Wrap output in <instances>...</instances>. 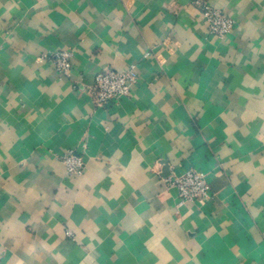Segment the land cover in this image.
Here are the masks:
<instances>
[{
    "label": "crops",
    "instance_id": "crops-1",
    "mask_svg": "<svg viewBox=\"0 0 264 264\" xmlns=\"http://www.w3.org/2000/svg\"><path fill=\"white\" fill-rule=\"evenodd\" d=\"M130 64L98 106L95 74ZM189 168L206 203L167 185ZM0 264H264V0H0Z\"/></svg>",
    "mask_w": 264,
    "mask_h": 264
},
{
    "label": "built area",
    "instance_id": "built-area-1",
    "mask_svg": "<svg viewBox=\"0 0 264 264\" xmlns=\"http://www.w3.org/2000/svg\"><path fill=\"white\" fill-rule=\"evenodd\" d=\"M208 26V31L218 37H226L235 26V19L224 11L205 6L202 10ZM40 60L50 61L62 74L68 75L72 68V53L67 50H57L45 53ZM139 79V71L135 64H130L125 69L107 68L95 74L91 92L96 104L103 106L107 102H113L128 95L131 87ZM68 173L80 174L84 171L85 162L81 156L70 151L63 155ZM167 185L178 192L179 204L206 203L210 199V184L206 175L196 168H189L179 174H173L167 178Z\"/></svg>",
    "mask_w": 264,
    "mask_h": 264
},
{
    "label": "rangeland",
    "instance_id": "rangeland-1",
    "mask_svg": "<svg viewBox=\"0 0 264 264\" xmlns=\"http://www.w3.org/2000/svg\"><path fill=\"white\" fill-rule=\"evenodd\" d=\"M67 235H68V236H72V233L69 232V231H67Z\"/></svg>",
    "mask_w": 264,
    "mask_h": 264
},
{
    "label": "water",
    "instance_id": "water-1",
    "mask_svg": "<svg viewBox=\"0 0 264 264\" xmlns=\"http://www.w3.org/2000/svg\"><path fill=\"white\" fill-rule=\"evenodd\" d=\"M167 173H165V176H168L169 175V173H168V171H166Z\"/></svg>",
    "mask_w": 264,
    "mask_h": 264
}]
</instances>
